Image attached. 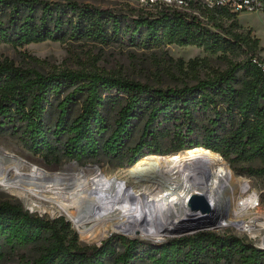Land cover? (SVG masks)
Listing matches in <instances>:
<instances>
[{
  "label": "trees",
  "instance_id": "16d2710c",
  "mask_svg": "<svg viewBox=\"0 0 264 264\" xmlns=\"http://www.w3.org/2000/svg\"><path fill=\"white\" fill-rule=\"evenodd\" d=\"M198 9L199 15L141 10L137 19L126 23L134 35L146 31L155 43L197 46L213 53L243 45L247 36L238 32L239 14ZM223 18L232 20L228 27ZM122 23L114 20L113 33ZM108 25L93 8L73 1L0 0V44L22 47L60 40L67 31L103 40ZM259 43L255 39L253 46L247 44L251 57L217 77L166 89L81 71L42 74L0 62V136L14 135L29 151L57 162L98 160L123 156L142 120L130 163L143 153L179 154L202 147L220 154L234 170L243 165L245 171L264 175V71L258 65L264 62V48ZM76 100L81 101L80 112L72 119ZM55 103L58 118L50 128L45 118ZM109 105L118 107L113 126L104 113ZM162 139L171 145L167 150H162ZM257 161L263 164L259 169L254 168ZM34 245L43 249L26 264H139L144 257L148 264H264V250L236 235L211 231L171 239L153 248L155 255L120 235L100 246H82L64 218L50 220L21 204L1 203L0 264H14L18 251Z\"/></svg>",
  "mask_w": 264,
  "mask_h": 264
},
{
  "label": "rangeland",
  "instance_id": "374dc122",
  "mask_svg": "<svg viewBox=\"0 0 264 264\" xmlns=\"http://www.w3.org/2000/svg\"><path fill=\"white\" fill-rule=\"evenodd\" d=\"M49 3H67L69 1L76 2L81 6L93 8L102 20L109 22L108 37L106 39H93L82 36L72 35L67 31L60 40H49L42 43H32L22 47H15L10 44H0V62L12 63L15 67L36 71L42 74H51L64 70L81 71L93 74H102L106 76L119 77L147 84L155 88H174L186 85H194L201 80L211 79L219 76L234 66L241 65L251 57L250 49L247 44L253 46V40L259 39V47L264 48V13H242L238 16V32L247 36L242 46L234 44L226 53H213L206 51L197 46H179L176 44L167 45L165 43H155L149 39L146 31L136 33L132 27H127L126 19H137L141 13V9L137 6L136 0H42ZM122 19L123 23L118 33H113L114 20ZM224 25L228 27L232 20L223 18ZM248 32L251 34V41L248 40ZM264 57V52L260 53ZM242 73V71H241ZM240 73V74H241ZM243 74V73H242ZM241 74V75H242ZM59 101H57L58 103ZM56 103L48 108L46 113V123L51 128L57 121L58 109ZM81 101L76 100L71 105L70 116L74 119L80 112ZM118 112L117 106H107L104 113L107 117L108 126H113ZM144 121L139 120L133 132L132 137L127 142V146L123 156L105 157L98 160L87 159L83 161L62 160L58 161L54 157L46 158L36 155L29 151L24 143L14 135L0 136V154L9 152L41 169L48 179H35V182L23 181L21 186L28 187L30 190H22L17 188H7L0 185V204L3 202H12L21 204L31 213L38 214L44 218L54 220L64 218L70 224V230L77 238L78 244L82 246H100L105 240L113 235H120L129 240L137 241L138 246L143 252H152L153 248H158L174 238L190 236L201 231H211L218 234H232L240 238L233 229H219L216 226L219 219L222 218L221 211L216 214L215 221L217 223L201 225L197 230L184 231L180 233H165L163 236H154L150 231L144 234L140 232L130 233L117 229L113 223L102 222L96 226L85 224L81 232V228L75 225L69 217V213H75L78 208L75 202L79 197L87 196V190L92 185L78 186L80 180L70 192L60 194L61 199H57L56 191L68 185L60 183L65 179L74 178L79 172V177L85 179L86 176L93 177L96 173H102L109 178L115 179L125 192V196L133 192L144 190L151 183H155L156 191L164 189L161 183L166 181L176 182L181 175L170 172L173 165L167 163L171 158H178V163L187 165L193 151L207 150L205 148H194L179 154L169 155H147L144 153L139 155V161L136 163L129 162L130 150L135 147L141 136ZM170 143L166 139H162V150L170 148ZM210 151V150H208ZM217 155V161L224 162L234 175L237 187L235 198L241 193V186L245 180L250 182L252 190L262 193V201L264 203V175L255 171L251 173L245 171L243 165L234 170L230 163L227 162L220 154L210 151ZM137 157V158H138ZM219 158V160H218ZM182 161V162H181ZM186 162V163H185ZM263 166L260 161L254 163V168L259 169ZM171 167V169H170ZM25 173L30 172L29 166H22ZM177 171V168L174 172ZM169 174V175H168ZM15 176L11 174L9 181H14ZM44 183V188L38 186V183ZM95 187V186H93ZM38 189L43 191L39 192ZM46 190V191H44ZM85 191L84 196H79ZM75 198V199H74ZM232 200L233 202L235 201ZM63 200V201H62ZM59 201L62 204L67 203L68 211H64L59 207ZM233 202L226 201L222 203V210L232 209ZM233 203V204H232ZM224 206V207H223ZM264 206V204H263ZM220 209V207H219ZM264 212V207H263ZM226 213V211H225ZM200 228V229H198ZM247 241L246 238H243ZM43 246L34 245L24 248L15 256L14 264H26L35 259L42 251ZM158 250V249H155ZM158 254V253H157ZM144 256V254H143ZM148 257L142 258L139 264H148Z\"/></svg>",
  "mask_w": 264,
  "mask_h": 264
},
{
  "label": "bare ground",
  "instance_id": "6f19581e",
  "mask_svg": "<svg viewBox=\"0 0 264 264\" xmlns=\"http://www.w3.org/2000/svg\"><path fill=\"white\" fill-rule=\"evenodd\" d=\"M178 158L173 157L167 163L173 165L170 172L179 173L181 178L176 182L166 181L161 183V191H156L155 183L147 186L140 192H133L125 196V192L115 179L109 178L102 173H96L95 176H86L81 179L83 174L79 172L74 178L65 179L61 184L68 185L55 193L60 195L70 192L80 180L78 186L92 185L88 189L87 196H77L78 210L75 213H69V217L76 226L83 230L85 224H91V227L102 222L113 223L117 229H122L130 233L146 231L155 236H163L165 233H180L184 231L197 230V227L206 226L215 221L218 211L223 212L222 203L226 201L233 202L237 193L235 178L229 167L224 162L217 161V155L208 150H197L191 153L189 163L182 165L178 163ZM219 160V158H218ZM182 162V161H181ZM186 163V162H185ZM29 166L30 172L25 173L22 166ZM177 168V171L174 170ZM13 174L14 181H9ZM169 175V174H168ZM48 179L41 169L32 166L18 156L5 152L0 154V185L7 188H17L30 190L22 187L20 182H35V179ZM44 183H38L40 188H44ZM95 186V187H93ZM41 192L43 190L38 189ZM46 191V190H44ZM193 194L203 195L212 205V212L209 215L192 211L188 200ZM85 191L79 196H84ZM57 199L63 197L57 196ZM75 199V198H74ZM236 200V198H235ZM63 201V200H62ZM234 203V202H233ZM232 203V204H233ZM59 207L68 211L67 203L62 204L59 201ZM220 207V209H219ZM224 207V206H223ZM225 215V214H224ZM222 213V216H224ZM216 226H219L217 223ZM200 229V228H198Z\"/></svg>",
  "mask_w": 264,
  "mask_h": 264
},
{
  "label": "built area",
  "instance_id": "2783aa9c",
  "mask_svg": "<svg viewBox=\"0 0 264 264\" xmlns=\"http://www.w3.org/2000/svg\"><path fill=\"white\" fill-rule=\"evenodd\" d=\"M137 6L146 12L173 9L199 15V9H225L232 14L264 13V0H136ZM258 63L257 59L253 60ZM258 65L264 71V62ZM232 209H223L219 220V229H233L258 249L264 250V212L262 193L252 190L250 182L245 180L241 186ZM226 211V213H225Z\"/></svg>",
  "mask_w": 264,
  "mask_h": 264
},
{
  "label": "water",
  "instance_id": "95a60500",
  "mask_svg": "<svg viewBox=\"0 0 264 264\" xmlns=\"http://www.w3.org/2000/svg\"><path fill=\"white\" fill-rule=\"evenodd\" d=\"M188 203L192 211L200 212L204 215H209L213 210L210 202L201 194L191 195L188 200Z\"/></svg>",
  "mask_w": 264,
  "mask_h": 264
}]
</instances>
